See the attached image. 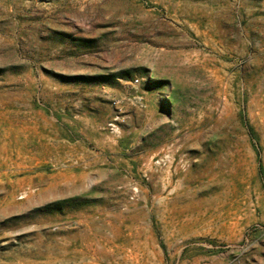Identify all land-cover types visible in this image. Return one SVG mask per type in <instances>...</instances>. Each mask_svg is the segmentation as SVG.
<instances>
[{
	"label": "rangeland",
	"instance_id": "374dc122",
	"mask_svg": "<svg viewBox=\"0 0 264 264\" xmlns=\"http://www.w3.org/2000/svg\"><path fill=\"white\" fill-rule=\"evenodd\" d=\"M0 264H264V0H0Z\"/></svg>",
	"mask_w": 264,
	"mask_h": 264
}]
</instances>
